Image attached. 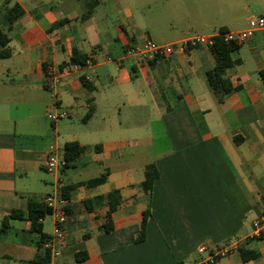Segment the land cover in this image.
<instances>
[{"label": "crops", "instance_id": "0c3cea01", "mask_svg": "<svg viewBox=\"0 0 264 264\" xmlns=\"http://www.w3.org/2000/svg\"><path fill=\"white\" fill-rule=\"evenodd\" d=\"M15 4L22 14L10 24ZM91 4L9 0L0 7L12 52L0 58V225L14 209L25 216L0 233V264H39L44 248L31 231L28 202L55 193L65 199L69 219L61 254L50 264H191L201 244L230 239H239V250L217 264H264V237H249L264 210V33L256 30L231 53L227 76L240 88L223 102L207 78L216 64L211 47L176 49L147 64L116 62L146 37L176 44L222 28L246 30L250 17L264 16V0H98L85 17ZM75 49L95 63L49 88L46 64L69 63ZM138 73L144 90L133 86ZM90 105L95 111L83 122ZM55 106L68 110L71 121H51L47 110ZM140 109L148 117L137 115ZM77 123L85 128L74 129ZM73 140L82 154L49 171L48 156H64V144ZM151 164L159 176L147 193L142 183ZM105 169V183L63 196V186L92 178H81L83 172ZM115 189L122 202L110 217L108 194ZM147 208L144 239L134 241ZM45 218L43 232L52 236L54 220L48 231ZM109 220L113 229L104 231ZM242 249L257 257L245 261Z\"/></svg>", "mask_w": 264, "mask_h": 264}, {"label": "built area", "instance_id": "2783aa9c", "mask_svg": "<svg viewBox=\"0 0 264 264\" xmlns=\"http://www.w3.org/2000/svg\"><path fill=\"white\" fill-rule=\"evenodd\" d=\"M9 0H0V7ZM256 30L264 33V16H252L249 19V26L246 30L241 31H219L214 36L200 35L194 38L186 39L176 44H159L149 37L144 38L142 41L133 44L125 51L123 59H117L116 62L119 66L127 58L133 59L137 63H149L150 60L158 57H166L175 52L185 51L190 46L205 45L211 47L214 44L215 37L221 36L226 42H235L236 44L247 43L254 35ZM113 60L112 57L108 58ZM94 59L89 56L84 64L69 62L67 65L61 66L53 63L46 64L45 81L51 89H55L63 81V78L70 73L77 72L85 67L92 66ZM47 116L51 121H57L62 118L69 117V111L66 109H59L57 106L47 110ZM67 161L64 156L59 153H52L46 160V168L53 171L60 167H64ZM43 201L51 208V216L54 220V233L53 235L43 242V248L50 251L51 259L61 254L60 246L65 238V224L69 219V213L66 208L65 199L59 194H49ZM39 221H42L40 219ZM250 238L264 237V210L260 215L255 218L250 227ZM239 239H230L219 245H212L209 243L201 244L198 249V259L191 264H217L222 258L239 250ZM50 264V263H49Z\"/></svg>", "mask_w": 264, "mask_h": 264}, {"label": "trees", "instance_id": "16d2710c", "mask_svg": "<svg viewBox=\"0 0 264 264\" xmlns=\"http://www.w3.org/2000/svg\"><path fill=\"white\" fill-rule=\"evenodd\" d=\"M98 4V0H92V4L89 6L85 17H89L94 9V7ZM22 14V10H19V6L15 4L8 12V20L9 23L12 24L18 17ZM220 31L225 32L224 28ZM10 38L0 29V44L2 46V50L0 51V58L9 57L11 55V49L9 47ZM239 47V44L235 42H226L223 40L221 36H216L214 44L211 46L212 54L216 60L215 66L207 71V78L210 83V86L214 93L216 94L218 100L220 102L225 101V99L234 91L240 88V85H234L231 79L227 76V70L234 65V60L232 59L231 53ZM89 58L88 55L82 54L78 50H74L72 59L70 62L84 64L86 59ZM68 63L64 64L67 65ZM61 65V66H64ZM46 68V66H45ZM86 86L89 87L88 82L83 81ZM95 111L93 105H90L88 111L82 118L83 122H86L91 118ZM97 147V146H96ZM64 157L67 161V165L73 163L84 151V147L77 141H67L64 144ZM110 170L105 169L101 174L92 177L85 181H80L74 184H70L68 186H63L61 188L62 194L65 198L69 197L68 190L75 189L78 186H86V187H94L100 184H103L108 179V174ZM159 176L158 170L156 169L154 164L148 165L145 171V179L142 183L144 190L147 193H150L153 187L154 180ZM91 202L90 200H86L85 203L88 204ZM122 202V195L120 190L115 189L109 192L108 194V215L111 217V214L117 209V207ZM69 213V210H68ZM51 214V208L41 199H30L28 202V219L31 222V231L38 233L40 235L39 248L41 249L43 246V242L51 237V235H47L43 232L42 223L39 221L40 219H44L47 215ZM150 215V209L147 208L144 212V219L141 223V229L139 234L133 238L134 241H141L145 236V228L147 217ZM24 212L19 209H14L12 212L5 216L0 225V233H5L11 226L12 219H22L24 218ZM102 229L104 231H111L113 229V223L109 220ZM242 257L245 261L249 259H253L257 257V252L242 249L241 250ZM36 261L39 264H49L51 261L50 251L47 249H42V251L38 254Z\"/></svg>", "mask_w": 264, "mask_h": 264}, {"label": "rangeland", "instance_id": "374dc122", "mask_svg": "<svg viewBox=\"0 0 264 264\" xmlns=\"http://www.w3.org/2000/svg\"><path fill=\"white\" fill-rule=\"evenodd\" d=\"M162 24L166 25V18H163ZM134 79L135 80L133 81L134 82L133 86L137 90H144L145 89V85L147 83L145 78H144V76L141 73H138L137 75L134 76ZM168 101L171 103V101H172L171 98H168ZM136 110H139V109H136ZM140 110H142V109H140ZM136 113H137V115L138 114L139 115H147V117L149 115L148 112H145L144 110H142V112L136 111ZM125 115H126L125 110H123L122 111V116H121L122 120L125 118ZM152 115H153L152 116L153 118H156L157 117L156 111H153ZM70 121L71 120L69 118H67V119H60V121H58V122L60 124V123H68ZM79 128L80 129H84L85 127H84V125H81V124L77 123L75 125L74 129L80 130ZM71 130H73V129H71ZM93 152H94V147H92L91 149H88V151L86 152V154H87V157L85 159L86 161H91L92 160V156L94 154ZM96 173H98V172H96V170H89V171L83 172L82 176H80V177L83 178V179H87V178H90V177H94V175H97ZM52 221H53V217L51 215H47L46 218H45V227H46V229L48 231H52L53 230Z\"/></svg>", "mask_w": 264, "mask_h": 264}]
</instances>
